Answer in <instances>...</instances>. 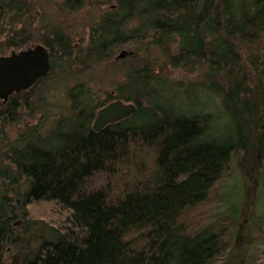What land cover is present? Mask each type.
I'll return each mask as SVG.
<instances>
[{"label":"trees","instance_id":"1","mask_svg":"<svg viewBox=\"0 0 264 264\" xmlns=\"http://www.w3.org/2000/svg\"><path fill=\"white\" fill-rule=\"evenodd\" d=\"M43 4L0 0V56L42 44L51 59L44 78L0 100V264L10 251L19 264H255L247 250L264 240V0ZM73 65L79 74L115 68L120 80L103 93L69 87ZM170 67L184 77L171 80ZM170 83L202 88L203 98L169 108ZM115 100L136 112L94 131L96 112Z\"/></svg>","mask_w":264,"mask_h":264},{"label":"rangeland","instance_id":"2","mask_svg":"<svg viewBox=\"0 0 264 264\" xmlns=\"http://www.w3.org/2000/svg\"><path fill=\"white\" fill-rule=\"evenodd\" d=\"M60 1L61 0H44L43 5H44V8L46 10L54 11L55 10L54 5L56 3H59ZM88 11H89V9L87 8V9H84V10L78 12L76 14V17L75 18L73 17V23L76 24V26H78L82 23H86L90 19L88 14H90L91 12L86 14ZM33 45H36V44H33ZM175 47H176V45L173 46V48H175ZM11 51H16V50H11ZM11 51H9L6 54L1 55V56L8 55ZM120 52H122V51H120ZM72 69H73L72 70L73 76L66 81V83H68L69 87L73 86L76 82L83 81V83H85L87 86L91 87L93 90H96L97 92L103 93V92L108 91V90L110 91L112 89V86L116 85L118 80H120V75L115 74V68L112 70L113 73H110L111 71H107V70H105V71L103 70V72H101V71L97 72V70H94V72H93L94 74L88 73V72L79 74L78 72H75L76 71L75 65L72 66ZM56 72L58 73L60 71L57 70ZM76 73H78V74H76ZM167 75L170 77L171 80H179V79L184 77V75L182 74V71H179L177 69H173L172 67L169 68V73ZM111 84H113V85H111ZM54 88H55L56 96H60L61 90H62V88H64L63 83L55 85ZM197 89H196V87L178 88L173 83H170V85L162 88V90L164 91L163 95H164V100H165V102H164L165 106L175 109V108H178L177 106H179L180 108H184L185 105L189 106L192 103H195L196 102L195 98L201 99V98H203V94H204V92H203L204 89L199 88V87H197ZM194 93H200V96L197 97ZM183 110H186V108L181 109V111H183ZM54 112H56L55 108H54ZM221 125H222L221 120L219 118L216 119V122H214L212 125L213 133L219 132L221 129ZM221 133H222V131L218 135H221ZM233 168L234 167H232L231 170H229V174L227 175V177L224 180V183L222 186L223 194H227L228 191L231 189V187H233L234 182L236 181V176L234 174ZM236 187H237V185H235L234 188H236ZM230 200H231L230 198L226 197L224 202H222L220 205L214 206L211 209V211H210V208H208L207 217L209 218V220L216 213H220V212L224 211L225 207L227 206V203ZM29 208L32 211V213H35V214L38 213V214L42 215V212L39 211V207H36L33 205V206H30ZM204 209H206V208H204ZM247 255L249 257V263L253 262L255 264H264V240H260V241H257V242H254L253 244H251L247 250ZM14 256H17V254L15 252L10 251L8 259H7V264H12ZM18 264H19V260H18Z\"/></svg>","mask_w":264,"mask_h":264},{"label":"water","instance_id":"3","mask_svg":"<svg viewBox=\"0 0 264 264\" xmlns=\"http://www.w3.org/2000/svg\"><path fill=\"white\" fill-rule=\"evenodd\" d=\"M124 54L125 51H122L118 57H123ZM50 69V49L42 44L0 56V100L5 103L11 94L29 89L44 78ZM136 110L134 103L112 101L96 112L92 129L100 131L108 124L130 117ZM17 259L14 256L12 264H18Z\"/></svg>","mask_w":264,"mask_h":264}]
</instances>
